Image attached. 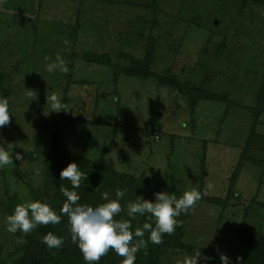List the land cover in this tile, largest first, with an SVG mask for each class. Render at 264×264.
Masks as SVG:
<instances>
[{"label": "rangeland", "instance_id": "obj_1", "mask_svg": "<svg viewBox=\"0 0 264 264\" xmlns=\"http://www.w3.org/2000/svg\"><path fill=\"white\" fill-rule=\"evenodd\" d=\"M84 53L107 54L116 68ZM57 54L68 73L46 71L44 57ZM161 75L208 97L191 107ZM49 91L67 110H49ZM259 93L264 0H0V96L10 112L0 144H13V163L0 169V264H17L26 236L8 232L6 216L28 200L60 214L55 198L62 204L61 186L72 185L59 173L69 162L87 173L75 189L81 203L102 202L104 191L115 195L107 170L120 179L114 189L127 191L117 219H126L125 202L136 195L151 200L154 192L179 196L196 188L209 197L177 217L178 244L160 247L155 264H176L195 254L187 249L193 245L211 248L215 260L221 252L242 256L245 231L264 235ZM16 152L23 159L15 160ZM53 159L57 166L47 169ZM89 161L107 169L90 184ZM230 186L235 194L224 198ZM135 220L140 226L146 216ZM139 257L143 264L153 259ZM122 259L110 249L102 264Z\"/></svg>", "mask_w": 264, "mask_h": 264}, {"label": "clouds", "instance_id": "obj_2", "mask_svg": "<svg viewBox=\"0 0 264 264\" xmlns=\"http://www.w3.org/2000/svg\"><path fill=\"white\" fill-rule=\"evenodd\" d=\"M66 45L68 41L64 42ZM45 69L49 73L57 71L68 73V61L57 54L55 59L45 56ZM49 110L59 112L67 110L61 97L55 92L49 91L46 96ZM10 121L8 99L0 96V128ZM0 144V169L13 163L11 155L13 144ZM11 149V150H10ZM23 159L21 152L15 153V160ZM60 179H67L72 185V190L61 186V192L66 198L60 208V213L67 217L68 228L72 241L78 246L86 264H97L100 258L113 250L122 257V264H134L136 253L147 248L150 241L152 244H161L163 235H171L175 232L179 217L182 213L189 212L197 201L201 199V192L196 188L184 190L177 196L173 192L158 191L153 193V199H145L136 195L135 200L125 202L126 216L128 219L117 217L125 209L120 203L125 197L126 189H115V195L109 191L101 194V201L95 205L81 203L80 195L75 190L82 182L86 181L87 173L81 171L76 162H69L59 173ZM54 210L46 201L28 200L17 203L11 214L7 215L6 230L10 233L18 231L27 235L38 225L59 224L62 216ZM142 225L132 227V221L137 217H145ZM147 233V239L145 234ZM41 241L49 249H58L64 243L62 236L54 232H47L41 237ZM202 254L199 249L194 255L183 256L176 264H201ZM211 257L203 255L202 262L207 264ZM221 264H231L229 257L220 253Z\"/></svg>", "mask_w": 264, "mask_h": 264}, {"label": "trees", "instance_id": "obj_3", "mask_svg": "<svg viewBox=\"0 0 264 264\" xmlns=\"http://www.w3.org/2000/svg\"><path fill=\"white\" fill-rule=\"evenodd\" d=\"M84 57L91 61V62H99L102 64H105L108 67H114L112 65V62L110 61L107 54H96V53H84ZM158 79L160 83H164L172 88H175L177 91H179L181 94H184L187 96V98L190 100L191 107L194 106L195 101L198 98H207L208 95L204 91L198 90V89H190L184 84L179 83L176 80H172L171 78L165 77L163 75L158 76ZM263 96L264 93H259V96L257 97V110L254 111L255 114L261 110H263ZM213 97V96H212ZM255 108V107H254ZM52 143L54 145V149H57L56 144H58V137L57 135H53ZM50 164H47V169L51 168L53 166H57V160L53 159L52 161H49ZM90 167L89 175H88V182L89 184L97 178L104 169V167H101V164H93L91 161L88 162ZM108 173H110L106 178V184L109 185V187L115 191V187L119 185L118 178L114 177V173L112 176L111 170H107ZM46 184V183H45ZM111 185V186H110ZM230 190H228V194L225 195L224 198H228L230 195H234L235 191L232 190V187H229ZM47 189V186L45 188ZM53 190V187L51 188ZM57 192L60 193L59 190ZM201 192V191H200ZM201 200H208L209 197L207 195H204L201 192ZM213 198V197H212ZM136 199V197H135ZM134 199V200H135ZM57 200V201H56ZM210 200H215V197ZM43 201V200H42ZM223 202V201H222ZM55 203L58 204L61 207L60 203V197L55 198ZM54 203V204H55ZM61 214V213H60ZM62 219L59 224H48V225H38L37 228L33 229L30 233H28L24 238V250L23 255L20 257V259L17 261V264H58L59 259H66L68 257H73L77 260H81L86 262L83 259V256L78 248V246L72 241L71 239V233L68 228V221L67 217L63 214H61ZM184 218V216H183ZM183 218L181 220H183ZM128 219V217H126ZM136 220L132 221V227H136L137 223ZM178 227V226H177ZM54 232L57 236H62L64 238L63 245L58 249H49L47 246L41 241V237L44 236L47 232ZM177 234L173 233L171 235L164 234L163 235V242L161 244H152L150 241L147 244L146 250L141 249L136 254V260L134 261V264H143V261H140V255H144L145 259L151 258L153 256V259H148L149 264H155L157 257V252L160 247L162 246H170L175 247L177 243V238H175ZM145 239H147V233L145 234ZM242 249L243 253L242 256L236 257V258H229L231 261V264H263L264 259V235L255 232V231H245L243 233L242 238ZM187 249L189 252L196 253V251L199 249V251L203 255H207L211 257L207 261V264H221L220 259H214L212 249H204L201 247L196 246H188ZM213 258V259H212ZM103 256L100 258V261L97 262V264H102ZM201 264H203L201 260Z\"/></svg>", "mask_w": 264, "mask_h": 264}]
</instances>
